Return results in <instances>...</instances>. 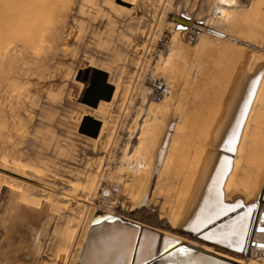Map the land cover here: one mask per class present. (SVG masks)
I'll return each instance as SVG.
<instances>
[{
  "label": "rangeland",
  "instance_id": "rangeland-1",
  "mask_svg": "<svg viewBox=\"0 0 264 264\" xmlns=\"http://www.w3.org/2000/svg\"><path fill=\"white\" fill-rule=\"evenodd\" d=\"M2 1L4 6L2 4L3 10L0 6V11L9 12L11 10L9 13L5 12L4 16L9 14V18H18L19 15L24 14L22 18L24 17L26 21L28 19V24L32 22L31 28L26 30L28 36L32 37L31 42L36 44V41H42L45 49L40 52L39 63L34 64L37 69H41L40 71L35 69L33 63L23 62L22 57L26 55L24 48L21 49L22 55L16 53L12 60H8L11 68L6 69V66L2 65L3 68L0 66V165L2 166L1 162L6 157V167L24 170L30 177L49 182L54 186L57 185V194L63 187L57 180L49 179H53L54 176L71 175L76 178L80 177L79 181L84 177L95 178V184L90 195L93 201L91 204H86V207L83 204L85 208L82 206L77 208L74 202L59 198L55 192L52 193L53 196H48L24 185L21 186L24 189L20 194L5 187L0 188V264H126V262L123 263L126 255L125 249L128 250V261H130L140 237V233L136 237L137 230L145 229L138 225L153 226L157 230L162 228V223L159 221L161 219H158L152 211L149 198L162 171L159 165L153 168V154L158 150L166 129L170 133V149L178 147L179 128L182 127L177 111L180 92L187 93L189 96L191 88L200 78L197 83L203 86L204 91L210 93L209 88L219 80L218 76L222 74L219 70H224L223 68L227 70L223 71V75L227 72L226 75H222L225 77L224 81L233 71L232 77L229 76L231 80L226 81L229 85L224 82L226 85L221 86L223 80H220L221 83L218 84V81L212 91L216 90L218 84L220 85L218 86L220 89L218 97H221L223 92H225V97V94L228 95L234 87L233 76L235 79L240 62L234 60L235 64L229 65V60H227V64L230 67L234 66L235 69H230L229 66L226 69L224 67L226 63L222 62L224 60L216 59L221 64L218 65L214 60V55V61L212 55H207L209 48L217 44L219 40L217 37L213 38L208 27L218 26L216 28L219 29L222 26L220 20L229 16L227 18L229 22L233 21L232 19L237 20L232 25L233 27H230L229 32L231 30L234 32V29L238 30V34V31L232 34L242 39L247 37L244 38L246 42H251L252 38L251 43L257 41L258 46L264 47V41L261 43L260 40H264V0H236L233 6L235 10L225 8L217 16L210 15L212 0H134L137 3L134 2L133 7L128 10H125L124 5L119 4L118 0H25L30 2H26L27 5L29 4L27 9L31 10L30 12H27V9L21 10L24 7H18L23 6L21 0L19 1L22 3L12 0L15 4L11 0ZM9 2L12 6L14 5L12 9H10L12 6ZM256 2L260 5L255 6ZM248 6H251L250 9ZM19 10L20 12L17 13ZM124 10L129 16H124ZM14 12L19 15H15ZM10 13H14L15 16L13 17ZM28 13H33V16H29ZM22 24L23 28L27 26L25 23ZM237 27L240 30L242 28L243 32H240ZM248 29H250L249 37ZM254 30L257 32L256 36H254ZM38 33L39 37H37ZM250 34L254 37L250 38ZM251 43H248L250 47L242 44L245 47H242L240 61L244 56L246 59L250 53L256 52L258 47ZM43 55L44 60L42 61ZM208 60L212 62L209 63ZM199 64L202 67H199ZM209 64L215 65L214 67L218 65L216 70L219 75L213 77L215 82L212 81V77L209 79L205 76L204 72L208 70L205 67L208 68ZM183 66L185 70H182ZM199 68L203 70V73ZM243 73L245 77L248 76L246 75L248 74L247 69H244ZM205 77L209 79V82L207 79L205 81L207 83L203 81ZM140 78L144 81L143 84ZM184 79L187 82L183 84ZM96 80L102 81L103 89L96 103L88 105L87 98L82 92L84 88L91 87ZM176 80H179L178 85H176ZM201 82H203L202 85ZM6 84L8 87L11 86L8 88ZM199 86L197 84L196 88L201 89ZM223 88L226 91H223ZM219 89L217 88L218 91ZM217 90L211 92L217 94L219 93ZM260 92V99H263L264 86ZM130 94L135 95L131 97ZM215 94L213 96L217 97ZM129 109L131 111L128 112ZM75 115L79 116L80 120L75 119ZM84 121L92 122L87 125ZM169 122H172L171 127L167 126ZM93 130H95L94 135H88V131ZM118 135H121V138ZM220 152L226 156L227 152L224 150ZM10 159L19 161V164L12 161L13 166ZM23 161L25 164H22L26 166L21 164ZM143 167L144 169H141ZM29 168H33L30 170L33 174L29 173ZM225 171L226 167L222 162L211 163L209 171L204 173L203 177L201 175L198 183L195 184L188 202L189 207L182 220L174 226V231H182L188 236L240 252L244 249L246 232L250 218H252V225L249 229V235L250 233L251 235H248L243 253L255 259L257 263L264 264V247H262L264 231H261L264 229V207L244 204L242 200L236 198L224 200L220 184L209 176L212 172L224 173ZM146 174L149 180L144 199L141 198L139 204H130L131 200L127 195L130 188L125 195V190L128 188L125 185H128L126 182L129 181L132 187L138 182V177L145 178ZM132 179L135 180L130 182ZM10 181L13 182L11 179ZM103 184L115 187L105 207L100 206L96 199V189ZM81 200L79 201L83 202V199ZM177 204L178 201L174 198L173 205L176 207ZM94 206L95 209L99 207L102 210H114L118 217L113 219L92 210ZM242 206L244 207L243 212L235 213ZM224 216H227L224 223L210 226ZM126 218L138 222V224L131 223L140 228L123 224ZM120 219L122 222L119 221ZM127 219L125 222H129ZM71 232L72 235H70ZM231 233L236 235L238 240L236 246L220 240ZM69 239L72 241L69 242ZM142 239L138 249L137 263L147 258L142 264H174L171 261L175 260L174 256L180 253V258H183L179 261L180 264H195L202 255L213 257L217 264L220 262L221 264H228L227 262L238 264L236 258L235 260L232 257L231 259L224 258L218 254H205L200 250L196 252V249L188 246L172 248V244L166 238H157L148 231L143 232ZM68 244L72 245L71 250ZM65 247L67 250L64 249ZM173 250L176 251L172 252ZM257 251L258 253H255ZM129 264H132L131 261Z\"/></svg>",
  "mask_w": 264,
  "mask_h": 264
},
{
  "label": "bare ground",
  "instance_id": "bare-ground-1",
  "mask_svg": "<svg viewBox=\"0 0 264 264\" xmlns=\"http://www.w3.org/2000/svg\"><path fill=\"white\" fill-rule=\"evenodd\" d=\"M8 1H10V0H8ZM21 1L23 2V6L22 5L18 6V4L16 6H18L20 8L24 7V9H21L24 11L25 9H27V6L29 5V4L27 5L26 2L27 3H30V2L25 1V0H21ZM21 1L18 0V2L22 3ZM135 1L134 0H118V3L124 5L125 10H128V9H131V7H133V4L137 3ZM2 2L3 1L0 0V6H2V4H3ZM4 2H7V1H4ZM14 2H13V4H15ZM7 3H5V5H7ZM235 3H236V0H235ZM235 3H234V5H235ZM9 4H11V6H12V3L9 2ZM31 4H33V2H31ZM257 5H258V2H256L255 6H257ZM3 6H4V4H3ZM3 6L1 7L2 10H3ZM13 6L10 7V9H12ZM233 6H231L229 8H233ZM248 7L250 9L251 6H248ZM253 8H255V7H253ZM233 9L235 10V8H233ZM27 10H26L27 12L31 11L29 9H27ZM125 10L123 11V14L125 17H127L129 15H128V13H125ZM23 11H21V13H23ZM228 11H229V9L227 10V12ZM231 11H233V10L231 9ZM0 12H1V14H0V66L3 65V66H6V69H7V67L9 68L10 64L8 63V60L9 59L12 60V57L15 56L16 53L18 55L19 54L22 55L23 54L21 52L22 48H24L26 50V52H25L26 55L22 57L23 62L26 61L27 63H33V65L35 63H37L38 59H40V56H39L40 52L42 50H44L45 48H44V45L42 46V44H43L42 41H38V42L36 41V44H33V42H31L30 38H32V37L28 36L26 30L28 28H31L32 22L31 23L29 22L30 24H28V19L26 21V19L24 17L22 18V16L24 14L22 16L17 14L20 12V10L17 13L14 12L15 15H19L18 18L14 17L15 16V15H13L14 13L13 14L10 13L13 15L14 18H9L8 17V16H10L9 14H5L6 16H4L5 12L6 13H9V12H7V11H5V12L0 11ZM161 12L159 13L160 15H161ZM233 14H234V12H233ZM25 15H27V13ZM28 15L33 16V13L32 14L28 13ZM233 16H230V17L233 18ZM260 17H261V15H260ZM31 18H29V19L31 20ZM227 18L223 19L222 21L220 20V22H221L220 24L222 26L219 29H222V30L217 29L216 27H218V26H214V28L208 27L210 32H211V35H213V38L217 37L219 40L217 39L218 40L217 44H215L214 46H211L209 48V51L207 50L208 51L207 55H210V56L212 55V57L214 55L215 59L213 57L212 60L214 59L216 64L222 60H224V61L226 60L225 62L224 61H222V62H223V64H225V63L227 64L228 63L227 60H229V65H234L235 64L234 60H237V61L239 60L238 62H240V63H238V72L235 74V79L233 76L234 87L231 91H229V93H228L229 96L225 94V97H224L225 92H223V91H226L227 89H226V87H224L226 90H224V88H223L222 89L223 91L221 90L223 92L222 96L218 97V94H220V89H219L220 85H218L221 83L220 80H223V83L221 85V86H223V84H225L227 80H229V79L231 80V78H229V76L232 77L231 75H233L232 74L233 71L231 72V74L228 72V74H230V75H228L227 76L228 78H226V80L224 81L225 77H222V75L224 73L223 71H227V70H225V68H223L224 70H219L222 73L220 76L218 74L219 72L216 70V67L218 68V65H221V64L218 63V65L216 67H214L215 65L209 64V67L213 66V68H211V67L207 68L208 64L206 63L207 66L205 65L206 66L205 68L208 69V70H206L204 68L206 70L204 72L206 77H209V79H210V77H212V81L214 80V82H215V79H213V77H216L219 75L218 76L219 80L216 81V83H218V81H219V83L217 84V88L219 89V91L216 88V90L219 93H217V94L212 93L214 91V90L212 91V88L216 87L215 86L216 83L214 85L211 84V86L212 85L213 86L211 88H209V89H211L212 92L210 90H209L210 93L208 91H204V89H202L203 86H199V83H197L200 80V78H199L200 76L198 77L199 80L195 84L196 85L198 84V86L201 87V89H197L196 85H195L193 88H191L190 94L188 93L189 96L187 95V93H185L186 94L185 95L184 93L180 92L181 94L178 97L177 111L179 114L178 117H179V120L182 124V127L179 128L180 130L178 129L179 135H180V136H178V144H177L178 147H175L174 149L173 148L170 149V147H169L170 133H169V130L166 129L164 132V135L162 137V140L159 143L158 150H156L155 154H153L154 155L153 168L155 169V167H157V165H159L161 167L162 171L160 172V177L156 181V186H155L154 190L151 192V195L149 196V198L151 199L150 205H151L152 211L155 212L156 217L158 219H161L159 221H161L160 223H162V225H161L162 228L159 227L160 229L157 230L153 226L140 225V224L138 225V226H141V228L145 227V229H141L140 231H139V229L137 230L136 237L138 236L139 233H140V237L138 238V243H137L136 249L134 247V250H133L134 252L132 253V256L130 257V261L132 264H142L147 259L146 258L144 261L139 262V263H137V260H136L138 254H139L138 249L140 246V242H142V240H143L142 238H143V232L144 231L150 232L151 235L157 236V238H160V237H161V239L166 238L167 241H169L172 244V246H171L172 248L178 247V246H188L190 248L196 249V252H197V250H200V252L202 251L205 254H218L219 256H222L224 258H230V257H232L234 259L236 258L238 260L237 261L238 264H260V263H257L255 261V259L248 257L247 255H245L243 253V251L245 250V246L247 245L246 241L249 238L248 235H249V229L252 225L251 224L252 218H250L248 230L246 232V238H245V242H244V246H243L244 249L241 250L240 252H236V251L226 249L222 246L207 242L203 239H199V238H196L194 236H188L187 234L183 233L182 231H178V232L174 231V229H175L174 226L176 224H178L180 220H182V217H184V213L186 212V210L189 207L188 202L190 200V195H191V193L195 187V184L198 183L201 175L203 177V174L209 171V167H210L212 162H216V161L222 162L224 164V166L226 167V171L224 173L223 172H212L210 174V176L208 175L211 179H213L214 181H216L217 183L220 184L219 187H220V191H222L224 193V200L236 198L238 200L239 199L242 200V202L244 204L249 203L253 206L256 205L257 207L258 206L264 207V98L260 99V96H261L260 90L264 86V66L260 67L261 64L264 65V47H260L261 45L258 46L257 41H256V43H251L252 42L251 36L253 35V32L251 33L252 35L250 34L251 42H246V40L244 38H247V37H244L242 39L240 36L233 35V34H235L234 32H237L238 30L235 31V29H234L233 30L234 32H232V30H231L230 31L231 34H230V32H229V30L231 29L230 27L232 25H234L235 21H237V20L234 21V19H232L234 22L233 21L229 22V19H227ZM174 19H176V17H174ZM253 19H255V18L253 17ZM246 22H247V20H246ZM22 23L27 24V26L25 25L26 27L23 28ZM244 24H245V22H244ZM247 26H248V24H247ZM250 26H252V25H250ZM160 27H161V25H160ZM201 28H203V27H201ZM254 28H255V26H254ZM256 28H258V27H256ZM263 28H258V29H263ZM158 29H159V27H158ZM237 29H239V27H237ZM241 30H242V28H241ZM241 30H240V32H243ZM255 30H257V29H255ZM249 31H250V29H248V31H247L248 37H249ZM210 32L209 33L207 32V34H210ZM244 32L246 33V31H244ZM238 33H239V31L237 32V34ZM256 33L257 32L255 31L254 36H256ZM263 35H264V33H263ZM241 36H242V34H241ZM254 36H252V37H254ZM259 36H261V35H259ZM37 37H39V33L37 34ZM250 38L248 39L249 41H250ZM42 39L43 38H41V40ZM255 40H257V39L255 38ZM260 40H261V43H262V41H264L263 39H260ZM248 43H251V45H253V46H257L258 48H257L256 52H254V51L252 52L253 54L250 53L248 58L246 57V59H245L244 58L245 56H244L243 59L240 61V59H241L240 57H241L242 49H243L242 47L244 46V45L242 46V44L248 45ZM244 50H243V52H244ZM41 57H42V55H41ZM201 57H203V56H201ZM16 58H17V56H16ZM216 59H218L219 61L217 62ZM41 60L42 61L44 60V55H43V58ZM140 60H142V58H140ZM212 60L211 61L208 60L209 63L212 62ZM230 61H232L233 64ZM237 61H235V62H237ZM206 62H207V60H206ZM213 64H214V62H213ZM226 64L224 67H226V69H228L227 67L229 65L227 64V66H226ZM40 65H39V68H40ZM146 65H148V63ZM146 65H145V68H146ZM3 66H2V68H3ZM35 66L36 65H34V67ZM42 67H45V66L42 65ZM142 67H144V66L142 65ZM199 67H202V66L200 65ZM229 68L235 69L234 66H232V67L229 66ZM35 69L39 70V69H37V67H35ZM35 69H33V71ZM42 69H45V68H42ZM199 69H201V68H199ZM244 69H247V73H248V74H246V75H248L247 77H245V74L243 73ZM182 70H185L184 66H183ZM4 71H5V69H4ZM144 71H146V70H144ZM197 71H198V67H197ZM19 72H21V71H19ZM139 72H140V70H139ZM148 72H149V70H148ZM201 72L203 73V70ZM235 72H236V70H235ZM144 74H142V75H144ZM226 74H227V72H226ZM226 74H224V75H226ZM138 75H139V73H138ZM203 77H204V75H203ZM206 77L204 78L205 80H203L204 82L207 79ZM220 77H221V79H220ZM42 79L45 80V78H42ZM209 79H207V82H209L208 81ZM137 80H138V77H137ZM11 81H12V79H11ZM141 81H142V79H141ZM176 81H177L176 85H178L179 80H176ZM212 81L210 83H212ZM143 82L144 81H142V84H143ZM184 82H185V79L183 80V84H184ZM207 82H205V83H207ZM174 83H176V82H174ZM202 83L203 82H201V85H202ZM226 84L229 85V82ZM26 85H28V84H26ZM139 85H140V83H139ZM6 86H7V84H6ZM49 86L50 85H48V87ZM209 86H210V84H209ZM209 86H207V87H209ZM32 87H33V85H32ZM174 87H176V86H174ZM185 87H187V86H185ZM204 87H206V86H204ZM12 88H13V86H12ZM17 88H15V89H17ZM137 88L139 89L140 86ZM129 89H130V87H129ZM186 90H187V88H186ZM207 90H208V88H207ZM216 90L214 92H216ZM22 91L25 92V90H23V89H22ZM137 91L138 90H136V92ZM18 92H19V90H18ZM173 92L171 94H173ZM135 94H137V93H135ZM213 94L217 95V97L215 96L216 97L215 98L213 96ZM130 95L132 97L133 94H130ZM26 98H28V97H26ZM134 99H135V97H134ZM129 106H127V107H129ZM130 108H133L132 105L130 106ZM129 111H131V110L129 109L128 112ZM128 112H126V113H128ZM75 119L80 120V117L79 116L77 117L75 115ZM171 123L172 122H169L167 124V126L171 127L172 126ZM120 125H121V123H120ZM122 125H124V124H122ZM35 127H37V126H35ZM43 127H45V126H43ZM124 127H125V125H124ZM160 128H161V126H160ZM36 130H37V128H36ZM214 148H216V149H214ZM221 150H224L225 152L230 153V154L225 153L226 156H223L224 154L222 155L223 151L220 152ZM21 153H23V152H21ZM148 153L150 154V152H148ZM149 154H147V155H149ZM175 156L178 158H176ZM1 159H2V157H1ZM11 159H10V161L12 162L13 160H11ZM110 159H111V157H110ZM15 161L17 162V160H14L13 162H15ZM13 162L11 163L12 165H13ZM1 163H2V166L0 165V182H2V183H0V188L5 187V188L13 190L14 192H18L20 194L22 189H24L21 186L24 185V186H27V187L34 189L35 191L39 192L40 194H46L48 196H53L54 192L56 193L57 185L54 186L49 182L30 177L29 174L25 173L24 170L9 169L10 167L9 168L6 167V165H7L6 157L4 160H2ZM17 163L19 164V161ZM22 163L25 164L24 161L21 162V164ZM27 163L28 162H26V164ZM137 165H138V162H137ZM23 166H26V165H23ZM29 166H30V164H29ZM134 166H133V168H134ZM105 167H108V166H105ZM26 168L27 167H25V169ZM32 169L33 168L28 169L29 173L31 172L30 170H32ZM141 169H144V167ZM108 171H107V174H108ZM47 172H45V174ZM30 174H33V172H31ZM82 174H84V173H82ZM51 175H54V174L52 173ZM105 176L107 177L108 175H105ZM41 177L44 178V176H41ZM126 177H127V175H126ZM140 177H138L139 178V180H137L138 182H136V184L134 183L135 185H133L132 187H131V183H129L128 180H127L128 182L125 181L126 183H128V185L125 184L126 187L128 186V188H126V190H125V195H126V192L130 188V191L127 194L130 197L129 200H131L130 204H139V202L141 201V198L143 200L146 193H147L149 177H148V175L145 178L141 177L142 179ZM79 178L73 177L71 175H66V177L54 176L53 179L49 178L51 181L57 180V182L60 183L61 186L63 187L62 189L59 188L60 190L58 191V194L56 193V195H58V197L61 199H66V200H70V201L74 202V204H75V206H77V208L79 206L81 207L83 204L85 207H86V204H91V202L93 201L92 200L93 198H91L90 195L94 189V184H95L94 183L95 178L93 179V178H85L84 177V179L81 181H79L81 179V178L80 179ZM10 179L13 180V182H11ZM23 179H25V180H23ZM27 180L30 182H28ZM134 180L132 179V181H130V182H133ZM31 181H34V183H31ZM122 183H123V181H122ZM123 191H124V188H123ZM121 197H122V195H121ZM174 198H176V200L178 201V204L176 205V207L173 205ZM81 199H83V202L79 201ZM117 203H119V202H117ZM85 207H83V208H85ZM118 207H119V205H118ZM96 208L97 209H95V206H94V209L93 208H91V209L95 210L97 212H100V213H102L108 217H112L113 219H116V217H118L117 214L114 213V210L113 211H107L104 209L102 210L99 207H96ZM110 208H112V207H110ZM172 208H174L173 209L174 212L172 211ZM84 212H85V210H84ZM172 212H173V214H172ZM124 213H126V212H124ZM127 214H128V212H127ZM78 215H79V213H78ZM78 215H76V216L79 218ZM82 215H83V210H82ZM119 217L124 219V217H121V215H119ZM81 218H83V217H81ZM130 218H131V216H130ZM130 218L129 219L126 218L129 222H125L126 221V219H125L123 221L124 222L123 224H129L130 226L140 228L138 226L132 225L133 223L138 224V222H135ZM119 221L122 222L121 219ZM131 222H133V223H131ZM79 223H80V221H79ZM84 223L82 225H84ZM155 227H157V226H155ZM75 228L77 229V227H75ZM76 231L78 232V230H76ZM156 232H158V233H156ZM72 234L73 233L71 232L70 235H72ZM74 235H77V234H74ZM250 235H251V233H250ZM71 238H72V236H71ZM220 240L226 242L227 244H229L231 246H236L238 243V240L236 239V235H233L232 233L228 234L223 239L220 238ZM71 241H72V239H71ZM71 241L69 239V242H71ZM73 242H72V244H74ZM136 242H137V240H136ZM136 242H135V244H136ZM68 246H70V245L68 244ZM68 246H66V247L68 248ZM71 246L69 248L70 250H71ZM66 247L64 249H66ZM160 247H161V241H160ZM126 248H127V246H126ZM128 248H129V246H128ZM176 250H173L172 252H174ZM68 252H66V253L69 254ZM125 252H126V255L123 258L124 259L123 263L126 262V264H129L130 261H128V250L125 249ZM255 253H258V251ZM69 255H71V253ZM168 255H166V256H168ZM65 256L66 255H64V257ZM180 256H181L180 253L175 255L174 256L175 260L171 261V263L180 264L179 261H181L183 259V258H180ZM165 257H163V259ZM64 262H66V261H64ZM216 262L217 261L213 257L212 258L209 256L204 257L202 255L200 257V259L197 262H195V264H217ZM227 263L228 264H234L231 262H227ZM165 264H168V263H165ZM218 264H221V262Z\"/></svg>",
  "mask_w": 264,
  "mask_h": 264
},
{
  "label": "built area",
  "instance_id": "built-area-1",
  "mask_svg": "<svg viewBox=\"0 0 264 264\" xmlns=\"http://www.w3.org/2000/svg\"><path fill=\"white\" fill-rule=\"evenodd\" d=\"M235 0H212L210 6V15L217 16L221 13V10L233 6ZM115 187L113 185H101L97 187L96 194L97 200L100 206L108 204L111 199L112 193Z\"/></svg>",
  "mask_w": 264,
  "mask_h": 264
},
{
  "label": "water",
  "instance_id": "water-1",
  "mask_svg": "<svg viewBox=\"0 0 264 264\" xmlns=\"http://www.w3.org/2000/svg\"><path fill=\"white\" fill-rule=\"evenodd\" d=\"M103 83L100 80H96L93 85L89 88H84L82 92L87 98L88 105H94L102 92ZM89 100V101H88ZM92 121H84L87 125H90ZM95 130L92 132L88 131V135H94Z\"/></svg>",
  "mask_w": 264,
  "mask_h": 264
},
{
  "label": "crops",
  "instance_id": "crops-1",
  "mask_svg": "<svg viewBox=\"0 0 264 264\" xmlns=\"http://www.w3.org/2000/svg\"><path fill=\"white\" fill-rule=\"evenodd\" d=\"M264 65L263 64H261L260 65V67H263ZM243 209H244V207L242 206V208H239L238 209V211L237 212H235V213H241V212H243ZM233 215V214H232ZM227 220V216H224V217H222V218H220V219H218L216 222H214L212 225H210V226H218V225H220L221 223H224V221H226Z\"/></svg>",
  "mask_w": 264,
  "mask_h": 264
},
{
  "label": "snow or ice",
  "instance_id": "snow-or-ice-1",
  "mask_svg": "<svg viewBox=\"0 0 264 264\" xmlns=\"http://www.w3.org/2000/svg\"><path fill=\"white\" fill-rule=\"evenodd\" d=\"M261 231H264V229H261ZM262 247H264V245H262Z\"/></svg>",
  "mask_w": 264,
  "mask_h": 264
}]
</instances>
